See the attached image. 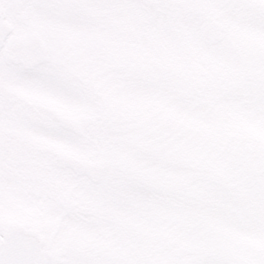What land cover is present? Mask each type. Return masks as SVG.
<instances>
[{"label": "snow or ice", "instance_id": "snow-or-ice-1", "mask_svg": "<svg viewBox=\"0 0 264 264\" xmlns=\"http://www.w3.org/2000/svg\"><path fill=\"white\" fill-rule=\"evenodd\" d=\"M224 18L264 34V0H0V264H264V190L240 253L182 178L206 98L181 49ZM250 111L264 133V66Z\"/></svg>", "mask_w": 264, "mask_h": 264}, {"label": "rangeland", "instance_id": "rangeland-1", "mask_svg": "<svg viewBox=\"0 0 264 264\" xmlns=\"http://www.w3.org/2000/svg\"><path fill=\"white\" fill-rule=\"evenodd\" d=\"M194 24V22H193ZM225 33H230L229 20L224 18L222 22L218 23ZM195 34V33H194ZM194 34L190 36L189 41L193 42ZM195 46L193 50L185 51L186 48L181 49V55L189 66V69L193 77L202 85H205L208 80V74L204 67L214 65L218 66L219 53L216 48L207 50L200 48L197 39L194 41ZM199 61V63L193 61L191 58ZM217 95V89L210 91L209 96H205L206 101L203 105V109L207 107H214L209 98ZM252 138V137H249ZM253 144L251 142H243L240 148L251 151ZM218 149V148H217ZM231 146V150H232ZM230 150V151H231ZM237 149L234 148V151ZM208 161L205 157L201 163L204 165ZM251 164V160L248 161V166ZM222 167L221 156L219 158H212V171L209 173V179L207 180L208 187L212 193L219 196L228 209V220L226 223L218 227V231L225 238V242L230 247H240L243 244H253L256 248L259 247L261 241L257 237L255 232V226L257 222L258 213L260 211L259 195L264 190V177L260 181L254 183L243 182V188L239 183L234 184L231 179L224 180L221 177L219 168ZM250 180V179H249Z\"/></svg>", "mask_w": 264, "mask_h": 264}]
</instances>
